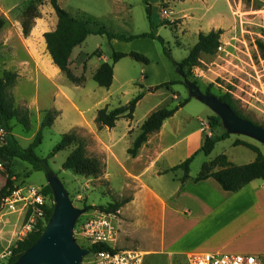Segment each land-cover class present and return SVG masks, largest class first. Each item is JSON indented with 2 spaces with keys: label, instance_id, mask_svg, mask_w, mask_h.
I'll return each instance as SVG.
<instances>
[{
  "label": "rangeland",
  "instance_id": "1",
  "mask_svg": "<svg viewBox=\"0 0 264 264\" xmlns=\"http://www.w3.org/2000/svg\"><path fill=\"white\" fill-rule=\"evenodd\" d=\"M228 1L231 5V11L223 0H215V3L219 5V11L226 18V24L221 29L219 48H217L216 52L213 55H200L198 64L189 73L185 85L175 83L161 87L147 94L143 100L140 99L141 101L137 104L136 110H134L132 124L136 127H132L127 134L133 133V136H136L147 112L161 107H173L188 99L187 103L166 120L167 133L163 136V141L157 151L162 156L158 166L176 165L184 161L191 151L197 150L200 146L195 132L198 131L199 134V129L207 124L210 128L213 127L211 131L214 133L215 138L221 136L224 132L227 133V136L215 144L209 157L202 152H199L194 157L189 166L191 176L198 174L203 162L220 154L228 156L232 164H246L247 158L243 155V152L255 153L243 145H234L233 142L235 140L246 141L257 146L264 155V143L261 141L242 133H228L221 119L216 126L209 123L208 119L217 115L198 97H191L187 86H196L201 92L209 93L207 95L212 96H219L228 92L232 96L241 116L256 125L264 127V52L259 49L256 43L257 40H261L264 43V0ZM57 2L61 8L75 17H91L99 26L105 27L108 31L122 33L126 36H136L150 32V24L146 12L147 5L150 9L152 24L159 19L158 8L153 0H146L147 4L145 0H57ZM28 6L32 7L37 14L36 18L30 20V27L50 26V16L46 14V10H50L48 0H0V17L5 19L4 26H19L21 32H23L21 21L23 19V11ZM169 10L170 16H175L174 11L176 10L173 8H169ZM40 18H43V21ZM184 19L185 17L183 16V18L175 20L173 26L176 28V23H182V26H186L183 23ZM36 21L37 23L35 24ZM3 27L0 29V75L5 70L4 64L8 57L1 41ZM154 32L162 39L163 44L156 38L140 37L128 41L118 40L116 46L111 49L101 39V37L106 38L104 35H93L83 43V50L88 54L89 58L91 57V67L97 63V56L91 55L97 49L106 56H110L112 54L111 51L127 53L135 51L143 54L149 60L148 64L137 62L130 57H124L120 60L113 84V92L110 93V100L107 106L109 109L127 105L138 93L142 92L145 95L146 91L150 87H155V85L172 81L180 82L182 80L175 63L186 57L189 50L196 43L197 36H185V28L183 30H173L167 25L158 26L154 29ZM165 48L169 55L166 54ZM86 61L87 57L81 53L73 58L69 70L71 73H78V69L82 67L85 70ZM107 61L110 62V59ZM54 68L57 71L59 70L56 66ZM67 80L70 81L69 79ZM40 83L41 90L48 89L49 85L46 84L45 79L41 78ZM49 89L52 88L49 87ZM9 92L17 107H26L21 101V97L28 102L30 95L34 92V84L32 82H22L16 89L14 84L9 89ZM73 92L75 93L74 100L79 93L90 94L92 101L89 105L80 104V99H76L79 109L86 110L102 99L107 94V89L99 87L93 79L89 78L85 80L82 90L73 89ZM44 101L46 104L51 103L50 98ZM64 103L68 104L66 101ZM99 107H105V104ZM66 110L67 113L64 116L57 119L51 127L43 130L42 141L35 149V153L39 157L45 158L60 140L62 134L75 131L79 137L85 139L86 153L88 155L97 157L104 164L102 157H106L108 153L110 156H117V160L120 162L116 163L113 160L109 172L104 168L103 173L97 177L76 174L62 168L65 158L72 149L70 147L57 152L52 158L47 160L51 170L47 174L55 176L61 182L68 193L73 207L81 210L82 213L89 214L93 210H102L108 205L119 204L129 199L133 191L130 182L135 180L134 176L140 171V168L144 170L147 166L140 159V162L135 164L137 166H133L132 162L135 160L124 153L123 147L129 145V139L120 137L125 127L124 120H118L114 130H111L112 133H108L109 137L113 138V141L115 139L118 140L116 141L117 144L110 145L106 132L100 133L95 130L90 134L83 135L81 133L82 130L72 128L71 125L76 117V112L71 106L67 107ZM85 115L88 117L92 115L91 108L85 112ZM217 117L219 118V116ZM41 120L40 118L37 120L35 115H31L28 130H25L15 119L10 122L12 134L22 147H27L32 142L39 129ZM156 140L152 139V142L155 143ZM170 169L171 173L166 174L161 179L153 177L152 173H148L145 177L151 178L152 182L162 187L161 189H168L173 184L171 183V175L182 174L180 169L175 171ZM47 174L16 158L10 161L7 158L5 160L0 159V188L4 186L7 180H11L15 188L30 185L40 187L43 190V187L48 184ZM45 195L47 196L45 206L54 209L55 196L53 191L52 194ZM30 213L31 210L25 211L23 218L18 217V213L0 217V222L2 221L0 230L3 232L0 240V254L6 249L12 250L15 246L16 241L19 240L16 234L21 225L29 218ZM140 227L132 235L137 238L138 246L132 245L128 238L125 237L121 238V242H117L115 248L141 252V248L148 247L151 243L147 237L150 232L143 230L144 227ZM74 239L78 246L87 249V242L76 234L75 229ZM141 253L143 254L142 264H169V261L165 258L149 257L148 253ZM7 258L8 256L3 259L0 257V262H5ZM88 258L90 257L83 256L82 264H88ZM186 262V254L175 256L171 259V264H186Z\"/></svg>",
  "mask_w": 264,
  "mask_h": 264
},
{
  "label": "crops",
  "instance_id": "2",
  "mask_svg": "<svg viewBox=\"0 0 264 264\" xmlns=\"http://www.w3.org/2000/svg\"><path fill=\"white\" fill-rule=\"evenodd\" d=\"M223 1L231 11L229 1ZM153 2L158 8L159 17L158 21L153 23L155 28L161 25H167L173 30H183L185 28V36L198 37L200 32L206 33L210 30L223 29L226 24V18L219 11V5L215 3V0H153ZM169 8L176 10L174 11L175 16H170ZM49 9V11L48 9L46 10V14L50 16V26H31L26 35L21 32L19 26H4L1 33L3 48L8 54L4 69L17 74L15 89L22 82H32L34 84V92L30 95L29 101L27 102L21 97V101L28 109L29 119L31 115H35L37 120L39 118L42 119L41 116H43L44 111L57 110L59 115L54 120L56 122L57 119L67 113L66 108L71 106L76 112V117L72 121V128L82 130L81 133L83 135L90 134L95 130L100 133L106 132L108 143L110 145L117 144L116 141L118 140L115 139L113 141V138H110L108 133H112L111 130H114L118 121L111 129L106 127L98 129L95 124V116L97 110L103 108L99 107L100 105L103 106L105 104V106H108L109 104L110 93L113 92V84L116 79L117 67L122 58L113 64V78L111 85L106 88L107 94L86 110L79 109V105L76 102L77 98L80 99V104L83 105H89L92 100L90 94L86 93H79L74 100L75 93L73 89L82 90L85 80L92 79L93 74L102 63H111L112 54L110 56L104 54L97 56V63L91 67V57L89 58L82 48L83 43L93 36L88 35L81 44L73 48L69 59L70 68V63L76 56L82 53V55L87 57L86 69L84 70L82 67L78 69V73H72L75 77H83V79L81 83L68 81L62 71H57L54 68L55 65L47 52L44 34L52 31L56 25L55 13L51 8ZM183 16L185 17L183 23L186 26H182V23H176L175 28L173 26L174 21L183 18ZM40 20L43 21V18H40ZM37 21L39 20L37 19ZM101 39L111 49L118 42L116 39L108 40L107 37H101ZM109 59L110 62L107 61ZM41 78L45 79L46 84L52 89L48 87V89L41 90ZM154 91V87H150L141 100ZM48 98L51 99V103L46 104L44 100ZM64 101L68 104L66 105ZM90 108L92 115L88 117L85 112ZM153 111L147 112L145 119ZM121 119L124 120L125 127L120 137L129 139V145L123 147L124 153L127 154V149L136 137L133 136V133H127L131 131L132 127L136 126L132 124V120ZM166 120L158 132L148 137L135 157L128 155V157L135 160L132 162L133 166L136 167L137 165L135 164L140 162V159L143 160L144 165L147 167L144 170L140 168V171L134 176L135 180L130 182L133 191L129 201L118 209V243L119 241L121 242V238L127 237L132 245L138 246L137 238L132 235L135 234L134 231L136 229L142 226L144 227V229L142 228L143 230L150 232L147 237L151 243L148 247L141 248V252L148 253L149 257L165 258L169 261V264H171L173 257L185 254L187 256L191 252L255 255L262 258L264 262V180L255 179L240 190L230 192L224 191L211 177L196 183L189 180L181 184L179 179L182 174L171 175V183L173 184L168 189H161L162 187L152 182L151 178L145 177L148 173H152L153 177L161 179L166 174L171 173L169 169L175 166L169 164L165 165V167L158 166L162 156L157 151L161 146L163 136L167 133ZM212 128L207 124L199 129V134L198 131L195 132L199 146H201L206 135L212 139L215 138L214 133L211 131ZM152 139L157 140L153 143ZM193 152L191 151L190 155ZM243 155L247 158L245 163H250L255 158V154H250L249 152H243ZM102 158L107 172H109L113 160L116 163L120 162L117 160V156H110L108 153L106 157ZM227 159L230 161L228 156ZM195 176L190 175L189 168V177L192 179Z\"/></svg>",
  "mask_w": 264,
  "mask_h": 264
},
{
  "label": "trees",
  "instance_id": "3",
  "mask_svg": "<svg viewBox=\"0 0 264 264\" xmlns=\"http://www.w3.org/2000/svg\"><path fill=\"white\" fill-rule=\"evenodd\" d=\"M145 3L147 4L146 0ZM48 5L55 13L56 25L52 31L44 34L47 52L52 60V63L65 74L67 79L73 83H80L83 77H75L69 70L70 55L73 48L81 44L88 35H105L108 40L116 39L120 41L148 37L156 38L160 43L163 44L162 39L154 32L155 27L150 20V9L148 5L146 6V12L150 24V32L136 36H126L122 33L108 31L105 27L99 26L97 22L91 17H75L61 8L57 0H48ZM22 17L23 19L21 21V25L23 34H26L30 29V20L36 18L37 14L33 11L32 7L28 6L23 11ZM4 24L5 19L0 17V29L4 26ZM221 33V29L210 30L206 33L200 32L198 34L196 43L189 50L186 57L175 63L176 69L182 77V80H180V82L172 81L159 84L154 87V90L175 83H182L185 85V81L188 79L189 73H191V70L197 66L200 55H213L216 52L220 44ZM256 43L259 49L264 52V43L261 40H257ZM165 52L167 55H169V52L166 50V48ZM91 55L101 56L102 52L97 49ZM126 56L131 57L137 62L144 64L149 63L148 58L141 53L135 51L128 53L113 51L111 63H102L97 71L93 74V81H95L100 87L108 88L112 83L113 64ZM16 78V73L7 70H4L0 75V123L4 127L7 134L5 144L0 146V159L5 160L7 158L10 161L11 159L16 158L29 163L37 170L44 171L47 174L51 171L47 160L52 158L57 152L71 147L72 149L65 158L62 168L80 175H88L93 177L100 176L103 173V163L97 157L90 156L86 153V141L85 139L79 137L75 131H69L62 134L60 140L54 145L52 151L45 158L39 157L35 153L36 147L42 141L43 130L45 128L51 127L54 120L58 117L59 112L57 110L44 111L39 129L32 142L27 147H22L19 144L16 137L12 134V125L10 122L15 119L25 130H28L30 127V119L28 109L26 107H17L14 103L13 97L9 92V89L15 84ZM143 95L144 94L142 92L138 93L128 102L127 105L124 106H119L113 109H109L107 106H105L98 109L95 116V124L97 128L101 129L106 127L111 129L121 118L132 120L135 106L143 97ZM215 97L222 103L229 105L236 115L246 119L240 115L236 105L234 104L232 96L228 92ZM187 102L188 99H185L176 106L161 107L151 112L141 123L139 127V133L134 138L131 146L127 149V154L131 157H135L140 147L147 141L148 137L151 134L158 132L163 122L166 119L172 117L174 113ZM208 121L212 125L216 126L220 121V118L214 116L209 118ZM226 136V132L214 139L206 135L201 146L195 152H193L184 161L170 169L172 171L178 169L182 171V176L179 179L181 184H184L189 180L196 183L211 177L224 191L236 192L255 179L264 180V155L257 146L242 140H235L233 144L243 145L251 149L255 153V158L252 162L242 165H235L228 161L226 155L220 154L212 160L203 162L198 174L194 178L191 179L189 177V166L194 157L199 152H202L204 155L208 156L212 152L215 144L218 141L224 139ZM14 188L15 186L12 181L7 180L4 186L0 188V203L2 199ZM42 191L45 194H52V189L48 184L43 187ZM128 201L129 199H126L122 203L108 205L107 207L102 208V210L116 212ZM42 209L44 212V220L37 221L36 225L31 230V232L27 234V236L16 241L15 246L11 250V255L5 262H0V264H15L22 254L38 240L53 213V208H47L46 206H43ZM77 222L78 220H76L75 224ZM102 249L110 248L103 244L88 246L87 255H89L91 252Z\"/></svg>",
  "mask_w": 264,
  "mask_h": 264
},
{
  "label": "built area",
  "instance_id": "4",
  "mask_svg": "<svg viewBox=\"0 0 264 264\" xmlns=\"http://www.w3.org/2000/svg\"><path fill=\"white\" fill-rule=\"evenodd\" d=\"M6 135L0 123V146L5 144ZM46 198L40 187L27 185L14 188L0 203V217L18 213V217L23 218L24 212L31 210L29 218L16 234V237L21 239L31 232L37 221L44 220L42 207L45 206ZM77 220L74 227L76 234L80 235L88 246L103 244L110 248L86 254L90 257L87 260L88 264H142L141 252L115 248L119 237L118 211L93 210L89 214L81 213ZM2 236L3 232L0 230V240ZM10 255L11 250L6 249L0 257L3 259ZM186 261L187 264H264L262 258L255 255L221 252H191L187 254Z\"/></svg>",
  "mask_w": 264,
  "mask_h": 264
},
{
  "label": "water",
  "instance_id": "5",
  "mask_svg": "<svg viewBox=\"0 0 264 264\" xmlns=\"http://www.w3.org/2000/svg\"><path fill=\"white\" fill-rule=\"evenodd\" d=\"M190 96H196L219 116L228 133H242L264 143V127L239 117L215 96L201 92L196 86L187 85ZM55 204L52 216L38 240L27 249L15 264H82L87 249L77 245L74 227L82 211L73 207L66 189L53 175L47 174Z\"/></svg>",
  "mask_w": 264,
  "mask_h": 264
}]
</instances>
